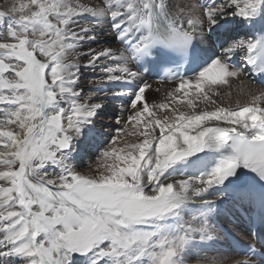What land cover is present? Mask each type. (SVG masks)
<instances>
[{"label": "snow or ice", "instance_id": "6c2138e0", "mask_svg": "<svg viewBox=\"0 0 264 264\" xmlns=\"http://www.w3.org/2000/svg\"><path fill=\"white\" fill-rule=\"evenodd\" d=\"M152 74L173 84L160 102ZM234 80L264 85V0L0 11V264H189L225 213L252 240L200 264H264V89L213 99ZM94 138L85 174L73 162Z\"/></svg>", "mask_w": 264, "mask_h": 264}, {"label": "bare ground", "instance_id": "6f19581e", "mask_svg": "<svg viewBox=\"0 0 264 264\" xmlns=\"http://www.w3.org/2000/svg\"><path fill=\"white\" fill-rule=\"evenodd\" d=\"M89 2H91V0H89ZM93 4H102V0H96L95 3L91 2ZM109 37H105V39H108ZM114 47L117 45H113ZM93 47H95V45H93ZM241 79H245L244 77H241ZM87 82V81H86ZM150 83H152L153 89L155 88H160V92L156 93L153 90H149L148 93H146V95L148 96V98H155V99H159L160 101L163 100L164 94L166 92V90L170 89L171 87H173V84H168V83H163V84H159L157 82H153L150 81ZM85 88H87V83L85 85H83ZM242 87H247V88H251L253 90H258V89H264V87L258 85L256 82L248 80L246 81V85L245 86H241L239 81H233V88H232V95L231 97H213V99H216L219 103L223 104L224 106H228L231 105L233 107H235V101L237 98H239L242 102L247 100V95L245 94H241L240 93V89ZM224 91H227V88L224 89ZM119 102H122L121 99H116L113 101V104L110 106L109 108V112L115 114V109H117V106ZM209 107V108H214L215 105H205V104H201V107ZM110 114V113H109ZM111 115V114H110ZM131 127V126H130ZM131 131V130H129ZM127 139H129L130 141H136L137 137L135 136H131V137H126ZM101 139V138H100ZM188 217H186L187 219ZM220 220H222L223 222L225 221V216H221ZM226 222V221H225ZM230 227L232 229H234L235 233H237V235H241L243 237H245V235H242L241 232H239L238 228L230 225ZM216 237H217V241L213 244H211L209 247H206L205 249L201 250V249H195L193 250V254H192V258L189 260V264H200V259L199 257H208V258H224V257H229L231 256L232 258H239V256L231 249L228 248V244L226 243L225 239L223 238V236L221 235V233L216 230L215 233Z\"/></svg>", "mask_w": 264, "mask_h": 264}, {"label": "rangeland", "instance_id": "374dc122", "mask_svg": "<svg viewBox=\"0 0 264 264\" xmlns=\"http://www.w3.org/2000/svg\"><path fill=\"white\" fill-rule=\"evenodd\" d=\"M96 0H91V2L95 3ZM19 2H26V0H0V11H7L9 7L13 3H19ZM87 82H84V85ZM150 101L156 100L157 102H160L159 99L155 98H148ZM122 102L116 103L118 104L117 108L120 106ZM111 115H110V114ZM107 116L103 118V123L108 124V123H113V127H116L114 125V122L112 121V115L113 113L109 112ZM159 114V113H158ZM131 125H129V129L131 130ZM106 134H111V135H116V133L112 129H105L104 130ZM100 144V138H94L92 140H89L88 142L82 144L81 146V152L79 156L77 157V160L74 161L73 163L76 164L77 170L85 173V174H96V168H97V145ZM91 147H94L91 149Z\"/></svg>", "mask_w": 264, "mask_h": 264}]
</instances>
